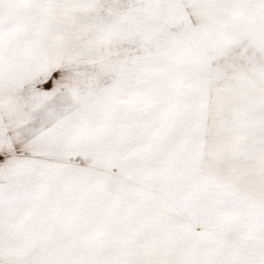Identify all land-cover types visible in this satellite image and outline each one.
Returning a JSON list of instances; mask_svg holds the SVG:
<instances>
[{
	"label": "snow or ice",
	"instance_id": "obj_1",
	"mask_svg": "<svg viewBox=\"0 0 264 264\" xmlns=\"http://www.w3.org/2000/svg\"><path fill=\"white\" fill-rule=\"evenodd\" d=\"M0 264H264V0H0Z\"/></svg>",
	"mask_w": 264,
	"mask_h": 264
}]
</instances>
